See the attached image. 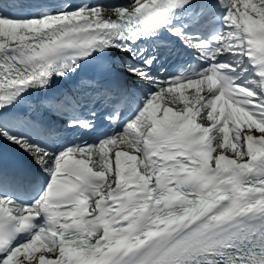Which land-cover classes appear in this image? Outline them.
Returning <instances> with one entry per match:
<instances>
[{"label": "snow or ice", "instance_id": "snow-or-ice-1", "mask_svg": "<svg viewBox=\"0 0 264 264\" xmlns=\"http://www.w3.org/2000/svg\"><path fill=\"white\" fill-rule=\"evenodd\" d=\"M0 264H264V0H0Z\"/></svg>", "mask_w": 264, "mask_h": 264}]
</instances>
